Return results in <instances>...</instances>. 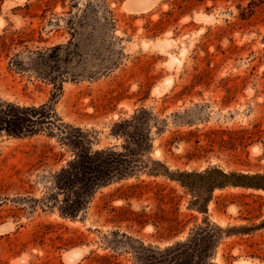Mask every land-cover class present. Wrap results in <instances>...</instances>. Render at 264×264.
Wrapping results in <instances>:
<instances>
[{
  "label": "rangeland",
  "instance_id": "obj_1",
  "mask_svg": "<svg viewBox=\"0 0 264 264\" xmlns=\"http://www.w3.org/2000/svg\"><path fill=\"white\" fill-rule=\"evenodd\" d=\"M125 1L0 0V264H264V0Z\"/></svg>",
  "mask_w": 264,
  "mask_h": 264
},
{
  "label": "trees",
  "instance_id": "obj_2",
  "mask_svg": "<svg viewBox=\"0 0 264 264\" xmlns=\"http://www.w3.org/2000/svg\"><path fill=\"white\" fill-rule=\"evenodd\" d=\"M198 242V237L193 236L184 243L174 244L159 252L151 249L148 252L152 254L150 264H209L203 258L205 253L198 252Z\"/></svg>",
  "mask_w": 264,
  "mask_h": 264
},
{
  "label": "bare ground",
  "instance_id": "obj_3",
  "mask_svg": "<svg viewBox=\"0 0 264 264\" xmlns=\"http://www.w3.org/2000/svg\"><path fill=\"white\" fill-rule=\"evenodd\" d=\"M156 0H131L130 3H128V10L130 11H145L151 5L155 2ZM126 6V5H125ZM126 8V9H127ZM203 17V16H202ZM77 251V250H76ZM75 252V251H74ZM79 252V251H78ZM69 257V256H68ZM245 264V263H242ZM249 264V263H248Z\"/></svg>",
  "mask_w": 264,
  "mask_h": 264
},
{
  "label": "crops",
  "instance_id": "obj_4",
  "mask_svg": "<svg viewBox=\"0 0 264 264\" xmlns=\"http://www.w3.org/2000/svg\"><path fill=\"white\" fill-rule=\"evenodd\" d=\"M130 1H131V0H126V1H125L126 6L128 5V3H130ZM157 2H158V0H157V1H156V2H155V3H154L149 9H151V8H152Z\"/></svg>",
  "mask_w": 264,
  "mask_h": 264
}]
</instances>
